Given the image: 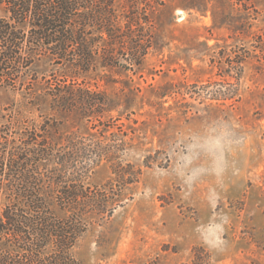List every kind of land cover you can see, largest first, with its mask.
Segmentation results:
<instances>
[{
    "label": "rangeland",
    "instance_id": "rangeland-1",
    "mask_svg": "<svg viewBox=\"0 0 264 264\" xmlns=\"http://www.w3.org/2000/svg\"><path fill=\"white\" fill-rule=\"evenodd\" d=\"M149 21L153 47L140 69L100 68L84 81L109 99L103 120L118 136L111 140L127 142L123 158L140 175L121 191L106 162L94 170L88 182L117 202L109 217L89 220L73 257L78 264H264V0H161ZM54 67L41 59L26 83L0 81V127L11 136L53 115L32 104L44 103ZM56 117L61 134L88 131L76 115ZM223 133L231 144L217 176L220 152L205 142ZM5 204L0 197V213ZM225 216L227 243L212 248Z\"/></svg>",
    "mask_w": 264,
    "mask_h": 264
},
{
    "label": "trees",
    "instance_id": "trees-1",
    "mask_svg": "<svg viewBox=\"0 0 264 264\" xmlns=\"http://www.w3.org/2000/svg\"><path fill=\"white\" fill-rule=\"evenodd\" d=\"M158 5L0 0V81L26 83L41 59L55 66L56 80L42 89L44 103L32 104L53 115L13 136L0 127V264H78L72 251L89 220L109 217L117 202L88 182L94 170L106 162L121 191L137 181L140 170L123 158L127 142L111 140L118 136L103 120L109 99L84 81L100 68L140 69L153 47L149 11ZM57 115H76L88 131L61 134Z\"/></svg>",
    "mask_w": 264,
    "mask_h": 264
},
{
    "label": "clouds",
    "instance_id": "clouds-1",
    "mask_svg": "<svg viewBox=\"0 0 264 264\" xmlns=\"http://www.w3.org/2000/svg\"><path fill=\"white\" fill-rule=\"evenodd\" d=\"M228 133H223L221 136L210 138L205 142L207 149L209 151H219L220 156L216 159L214 163V167L212 169L213 173L219 176L224 171V164L226 163L224 156V149L231 144V141L226 140ZM237 143H243V140L237 141ZM210 198H214L215 200L220 199V193L217 192L216 188H212L209 193ZM228 223V217L225 216L223 218V224L219 226L220 235L216 238L214 242L210 244V247L216 249H222L223 246L226 245V241L222 239L224 224Z\"/></svg>",
    "mask_w": 264,
    "mask_h": 264
}]
</instances>
